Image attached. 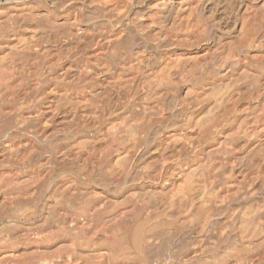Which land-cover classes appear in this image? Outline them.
Segmentation results:
<instances>
[{
  "label": "bare ground",
  "instance_id": "1",
  "mask_svg": "<svg viewBox=\"0 0 264 264\" xmlns=\"http://www.w3.org/2000/svg\"><path fill=\"white\" fill-rule=\"evenodd\" d=\"M261 6L0 0V264H264Z\"/></svg>",
  "mask_w": 264,
  "mask_h": 264
},
{
  "label": "rangeland",
  "instance_id": "2",
  "mask_svg": "<svg viewBox=\"0 0 264 264\" xmlns=\"http://www.w3.org/2000/svg\"><path fill=\"white\" fill-rule=\"evenodd\" d=\"M33 1H34V0H33ZM48 1H49V0H36V2H38V3H44V2H48ZM260 4L262 5L261 2H260ZM260 4H259V7H260ZM244 7H246V6H244ZM244 7H243V10L239 13L240 18H242L241 16L244 15V14H242V12L244 13V11H245V10H244V9H245ZM262 8H263V7L261 6V9H262ZM261 9H260L259 12L263 11V12H261L262 14L260 13V15L262 16V15L264 14V8H263L262 10H261ZM241 14H242V15H241ZM243 17H244V16H243ZM242 19H244V18H242ZM238 31H239V29L237 30V32H236V31L233 32V33L230 35L231 37H232V36H233V37L231 38V37L229 36V37H228L229 39L227 38V40H225V44H226L228 41H229V43H231L230 41H231V39L233 40V38H234V40L232 41V43H233L236 39H238V37L240 36V34L238 33ZM234 34H235V35H234ZM237 34H239V35H237ZM236 35H237L238 37H234V36H236ZM235 42L237 43L238 41L236 40ZM235 42H234L233 44H230L231 46L233 45V48H234V46L236 45ZM227 44H228V43H227ZM227 44H226V46L229 47V44H228V45H227ZM234 44H235V45H234ZM224 48H225V49H224L225 52H226V50H227V52H228V48H227V49H226V47H224ZM229 48H231V47H229ZM233 48H231V49L233 50ZM229 51H230L232 54L234 53V51H231V50H229ZM225 52H224V54H225ZM227 52H226V53H227ZM230 52H229V53H230ZM262 52H263V50L261 49V50H258L257 52H254V53L252 52V53H250V55H251V56L254 55V54L257 55L258 53L261 54ZM211 53H212V52H211ZM229 53H227V54L230 55L231 53H230V54H229ZM216 54H217V53H216ZM216 54H215V52L212 53L213 56H215ZM232 54H231V56H232ZM212 55L210 54L209 57H212L213 60L216 58L215 61L217 60V61H219V62H217V61L214 62V61L212 60V58H211V60L209 61V60H208L209 57H208V59H207L206 62L209 61L211 64L213 63V64L215 65V66H214V65L212 64V65L214 66V69H215V67H216V69H215V70L213 69V71L215 72V74L218 72L216 75L220 77V76H222V75L225 73V71L227 70V68L224 69V66H223V65H221L222 68H220L219 63H220V64H225V63H227L226 61L228 60V55H227V56H226V55H223V53H221V54H217L218 56L222 55V57H223L222 60H223V61L226 60L225 63H223V61L221 60V56L219 57L220 60H221V61H220L219 58L217 59V57H216L217 55L215 56V58H214ZM255 55H254V56H255ZM225 56H226V57H225ZM229 57H230V56H229ZM224 58H225V60H224ZM243 58L245 59L244 56H243ZM206 62L200 64V66H201V65H202V66L205 65ZM216 63H218V64H216ZM211 64H210V65H211ZM225 65L227 66V64H225ZM200 66H199V69H200V71H201V70H203V68H202V66H201V67H200ZM206 66H207V64L204 66V70H203V72H205L206 68H208V67H209L210 69L213 68V66H211V67L209 66V63H208V66H207V67H206ZM217 66H219V67L217 68ZM205 67H206V68H205ZM201 68H202V69H201ZM209 68H208V69H209ZM217 69L222 70V71L219 72V71H217ZM223 69H224V70H223ZM187 71H188V69H187ZM183 72L186 73V71L183 70L182 72H179V75L177 74V77H178V78H176V80H178V81L175 80V76L173 77V80H174V81L172 80L173 82H171V83L174 84V86L171 84V86H170V88H169L171 91L174 89V90H175V94H176V96H177V97H180V95H181L182 98L185 97V92H186V95H187V94L190 93L191 90H192V88H191V86H190V87H189V88H190V92H189V90H188V89H189V88H188V85H190V84H189L190 82H187V79H190V78H186V77H187V74H188V77H191V75H190V73L187 72L186 75L184 74V75L186 76V77H185V76L183 75ZM201 72H202V71H201ZM221 72H224V73L222 74ZM219 73H220V75H218ZM180 74H182V75H180ZM180 76H181V77H180ZM182 76H183V78L185 77V80H184V79H181V81H180V78H182ZM179 77H180V78H179ZM232 77H233V79H230V77H229V78L227 79L226 82H228V81L231 80L230 84H233V83H232L233 80H234V83H235V80H236L237 78H239L238 75H237V76L235 75V76H232ZM234 77H236V78L234 79ZM183 80H184L185 82H182ZM175 81H176V83H174ZM179 81H180V82H179ZM177 82H178V83H177ZM182 83H185V84L188 83V84H187V85H185V84L182 85ZM228 83H229V82H228ZM176 84H178V85H180V86H177ZM172 86H173V87H177V88H172ZM182 86H183V88H182ZM186 86H187V87H186ZM178 87H179V88H178ZM180 87H181V88H180ZM187 88H188V89H187ZM262 88H263V87H261V89H262ZM176 89H178V90L180 89L179 92H180L181 94H178V95H177V93H179V92H178V90H177V92H176ZM186 90H188V93H187ZM263 92H264V91H263ZM263 92H262V93H263ZM182 95H183V96H182ZM252 96L254 97L255 95H251L250 97H252ZM185 98H187V97H185ZM256 98H257V97H256ZM254 99H255V98H254ZM254 99H253V100H254ZM253 100H252V101H253ZM255 100H256V101H253V102H252L251 100L249 101V103L247 104V106H248L249 108H248V107L246 108V105H245L244 107L241 106V107L239 108V109H241V110L238 109V110H239L238 113L241 112V111L243 110L242 108H244V109L246 110V112H247L248 109L250 110V106H251V109H253L254 106L257 105V99H255ZM253 103H255L254 106L252 105ZM242 112H243V113H242ZM242 112H241L240 114H242V115H245V114H246L244 110H243ZM244 113H245V114H244ZM243 118H244V116H243ZM228 128H229L230 130L233 128L232 131H233V130H234V131L236 130L235 127H227V128L225 129L226 131H225V130H224V131L222 130L224 133L222 132V133H220V134H221L220 137H219V136L216 137V142L218 143V144H217L218 146L227 143V142H224V140H225V141H228V140H229L228 138H230V140H231L232 136H233V135L235 136L236 133H235V132L232 133ZM227 129H228V130H227ZM227 131H230V133H232V134H230V133L228 134ZM236 131H237V130H236ZM226 133H227L228 135H230V136H228V137H227V135L225 136ZM224 137H225V139H224ZM226 138H227L228 140H227ZM220 139H221V140H220ZM217 140H218V141H217ZM220 142H221L222 144H221ZM207 148L209 149L208 151H207ZM207 148H205V151H204L205 154H204V155H206L207 153L209 154V152L212 150V149H210V148H212V147H210V148L207 147ZM236 153H237V152H235V154H236ZM206 156H207V155H206ZM206 156H204V157H205V161H206ZM250 203H251V202H250ZM253 203L255 204L256 202H253ZM248 205H250V204H248ZM248 205H246V206H248ZM252 205H253V204H251V206H252ZM255 205H256V204H255ZM115 242H117L116 245H119V244H122V243H123V242L119 241V239H118V241H115ZM115 242H114V243H115ZM53 248H54V247H52V249H53ZM25 253H27V252H25ZM25 253H24V254H25ZM29 253L32 254L33 252H29ZM29 253H28V255L30 256L31 254H29ZM53 253H54V252H53ZM53 253H52V252H48V256L52 257V259H55V258H53V256H52V255H55V254H53ZM57 253H60V252H57ZM18 254H19V258H20L21 256H22V258H25V257L28 256L27 254H25L26 256H24L23 252H19ZM20 254H21V255H20ZM51 254H52V255H51ZM57 255H62V256H63V255H64V252H63V253L61 252V254H57ZM57 255H55V256H57ZM23 256H24V257H23ZM20 259H21V258H20Z\"/></svg>",
  "mask_w": 264,
  "mask_h": 264
}]
</instances>
